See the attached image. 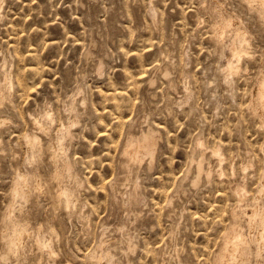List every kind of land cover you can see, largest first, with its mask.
<instances>
[{
	"label": "rangeland",
	"instance_id": "rangeland-1",
	"mask_svg": "<svg viewBox=\"0 0 264 264\" xmlns=\"http://www.w3.org/2000/svg\"><path fill=\"white\" fill-rule=\"evenodd\" d=\"M0 1V65L13 76L0 103V253L19 174L44 183L22 201L31 226L23 250L0 264H94L101 249L115 264H214L237 231L245 264H264L259 225L248 220L253 205L264 209V23L243 0ZM229 18L239 24L215 39ZM240 25L248 51L231 74ZM75 113L65 140L82 180L78 207L54 210L49 151L30 163L25 137L36 132L45 147ZM35 118L50 120L49 134ZM147 130L157 131L151 156L126 168L127 140ZM38 226L51 251L37 248Z\"/></svg>",
	"mask_w": 264,
	"mask_h": 264
},
{
	"label": "bare ground",
	"instance_id": "bare-ground-1",
	"mask_svg": "<svg viewBox=\"0 0 264 264\" xmlns=\"http://www.w3.org/2000/svg\"><path fill=\"white\" fill-rule=\"evenodd\" d=\"M243 1L245 2L246 6L249 9H251L252 11H254L256 13V15L258 16V18L264 23V0H243ZM237 24H239V23L235 18L224 19L220 23L215 24L214 38L219 39L218 34L222 30L229 28L231 26L237 25ZM221 43H220V45H221ZM229 46L228 47L231 48L230 52H232V57H230V59L227 63V66L225 68V71L232 74V73L238 72V69L240 67L239 66L240 60L248 51L246 49V47L248 46L247 32L243 28V26L240 25L238 28H236V33L233 36ZM4 63L2 65H0V72L3 74V81L0 82V103H3L5 100L10 98V96L12 94L11 90L13 87V76L11 74V71L7 72L6 65ZM259 80H261V79H259ZM262 83L264 84V74L262 75ZM260 97H261L262 107L264 108V86L261 87V89H260ZM75 105L76 104L73 101L67 110L70 112H75ZM258 110H260V109L257 108L256 111L258 112ZM262 120H264V119H262ZM76 122H77V115L75 113L74 117L71 120H69L68 124H66V125L63 124L62 127L60 129H58L55 137L51 138L45 147H44V144L42 142L41 137L36 132H29L26 134V137L24 136L25 133L23 135V137H25V143L27 144V147H28V149H27L29 152L28 161L30 163H34L35 161L40 159L45 150L49 151V156H50V159L53 163V169L50 171V174H49V182L57 184V188L54 190L53 195H52L54 210L60 209V208H66V209H71V208L74 209L75 208L76 209L78 207L77 191L82 186V180L78 177V175L76 173H74L71 170L70 162L66 156L67 155L66 154L67 148H66V140H65V139H67V137H69L71 135V127ZM23 124H24V122H23ZM34 124L43 132H45L47 134L50 133L51 122L49 119H47V118H35ZM2 127H3V125H2ZM156 133H157V131H156ZM155 134L152 130H147V131H144L138 138L130 137L127 140V142H126V144L122 150V155L124 158L123 161H124L126 168L130 169L131 167H133L136 164H138L139 162H141L142 159H144V157L151 156V154L153 152V145H154L153 140H154ZM200 173H201V165L199 163L197 166L196 179H197V177H199ZM18 177H19L17 180L18 182L15 183L16 186L13 190L14 191L13 192V200H11L13 202L11 203V205L9 204L10 207L8 208L9 209L8 212H5L6 213L5 218H4V233L5 234L3 237L4 249L0 253V259L3 261H7L12 257L18 256V254L23 250V248H24L23 238H25L26 237L25 235L28 234L27 232H30L31 230L29 229V226H30V223L28 221L29 217L23 211L22 201L27 200L31 196L33 190L43 189V185H44L42 178L36 174H33L30 177L27 174H19ZM136 180H135V182H136ZM244 180H246V179H244ZM10 187H11V185H10ZM136 187H137V182L133 183L131 189H129L128 191L125 192V194H126L125 195V201L126 202L131 201L132 197L135 194ZM245 189L246 188L243 187V191H242L243 194H245V191H246ZM10 191H11V189H10ZM43 194H45V193H43ZM237 195H238V193H237ZM30 199H31V197L29 198V200ZM253 206H254V208L252 209L251 215L250 216L248 215V220L250 221V227L251 228H252V225L255 227L257 225H259L258 226L259 230H257L258 234L256 235V240H258L257 246L259 247L258 250H260V249L264 248V209L259 210L258 206H256V205H253ZM27 213H29V212H27ZM48 217L50 218L51 216H48ZM76 221H79V220H76ZM238 222H239V216L237 214H235L233 217V223L238 224ZM41 227L38 226L34 230V232H36V236L34 239H35V244H36L37 248L41 252H46L49 249L48 248L49 244L40 235V233L42 231ZM28 229H29V231H28ZM54 230H55L54 227H51L50 232L54 233L55 232ZM29 236L30 235H28V237ZM51 250L52 249L50 248L49 251H51ZM245 250H246L245 241H244L243 234L241 232L237 231V232L232 233V234L227 233L225 235L224 245L222 247V250L219 252L217 257L215 256L216 259H215V262L214 261L213 262H214V264H245V262H246V253H245L246 251ZM91 260L94 262V264H115V260L113 258L112 252L109 250H104V249L94 251L93 254L91 255Z\"/></svg>",
	"mask_w": 264,
	"mask_h": 264
}]
</instances>
